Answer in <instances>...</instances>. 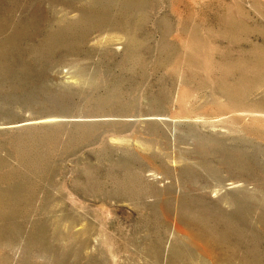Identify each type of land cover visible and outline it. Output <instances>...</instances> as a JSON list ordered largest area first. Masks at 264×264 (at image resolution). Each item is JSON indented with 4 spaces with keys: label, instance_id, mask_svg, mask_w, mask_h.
<instances>
[{
    "label": "rangeland",
    "instance_id": "374dc122",
    "mask_svg": "<svg viewBox=\"0 0 264 264\" xmlns=\"http://www.w3.org/2000/svg\"><path fill=\"white\" fill-rule=\"evenodd\" d=\"M223 2L0 0V164L17 169L16 175L10 174L14 176L10 183L13 192L21 189L17 212L0 210V264H168L171 248L184 260L198 255L209 264L207 244L221 253L219 259L225 264H264V193L253 196L237 188L221 198H206L199 189L207 178L195 179L199 169L203 172L202 165L218 161L240 159L246 169L264 164V132L248 123L256 120L255 115L208 111L207 93L218 86L203 85L194 103L169 107L172 115L209 120L215 127L201 121L194 127L182 124L175 130L173 144L154 124L127 122L144 118L140 115H146V110L131 111L132 115L116 111L121 104L135 109L138 102H147L161 89L162 80L167 85L166 100L172 99L171 67L157 62L158 57L179 50L171 43L175 38L167 33L168 25L182 20L191 36L201 23L218 27L230 0ZM111 26L132 28L126 30L133 41H118L122 47L117 50L115 40L121 35L117 29L109 31ZM238 34L235 39L216 41L197 32L193 45L199 52L215 51L214 58L219 59L224 49L235 53L248 48L251 39ZM257 37L252 38L255 43H264ZM261 90L247 95L256 98ZM44 116L58 123L8 128L10 123ZM193 129L217 135L225 146L196 140ZM116 132H125L135 146L108 143V136ZM22 145L32 153L40 151L43 158L36 164H18L10 150ZM154 157L180 162L174 174L160 163L157 177L162 181H152L146 178L150 173L146 161ZM174 225L183 234L173 231Z\"/></svg>",
    "mask_w": 264,
    "mask_h": 264
},
{
    "label": "bare ground",
    "instance_id": "6f19581e",
    "mask_svg": "<svg viewBox=\"0 0 264 264\" xmlns=\"http://www.w3.org/2000/svg\"><path fill=\"white\" fill-rule=\"evenodd\" d=\"M214 1L219 3V4L221 2L224 3L223 2L224 0H214ZM226 7L227 8L225 9L224 13L220 17V21H221L220 26H218V27H212V26L206 27L204 24L201 23L202 29L197 27L194 30L193 36H191L192 31L190 30V27L188 29L186 26V28H187V30H186L182 26V22H181L182 20L180 21L179 19H175V20H173V22H171L170 25H168V28H167L168 30H166L167 33L168 34L169 33L174 34V38H175L173 41H171V43L174 42L177 45V47L179 48V50L176 53H172V52L168 53L165 55V57H158L157 62H160V64L163 65V67L164 66H170L171 67V69L169 71L172 72V77H170V80H171L170 86H171V88H173V93H172L173 96L171 97L172 99L166 100V97H165L166 92L165 91H167L166 90L167 85L165 84V80H162L161 84L163 86L161 87V89L157 93H155L154 96H152V98H150L147 102L146 101L143 103L138 102V104H137L138 106L135 109H133V107H130V106L128 107L127 105H125L124 108H122L123 107L122 104H121V106H118L119 108H116V111H118L120 113H127V114H129V112H131V111L133 112L136 110L137 111L146 110V115H144V114L140 115V116H145L144 118L143 117H142V119L136 118L137 120H130L129 119L127 122H129V123L130 122H133V123L146 122L147 124H154L161 129L160 130L161 135L166 136L165 140L166 141L169 140L170 143L173 142V144L175 143V140H176V136H175L176 131L175 130H176V128H178L182 124L183 125L185 124L189 127H194V126H197V122L201 121L202 123H209V126L211 128H214L215 126L211 125V122H208L209 120H203V119L201 120L198 117H188V116L179 117V116L172 115L173 113L171 112L172 111L171 107L174 108V105H176L177 107H178V105H180V108H181V106H184L185 104L189 105V103H192L194 100H196L197 99L196 94L198 91L197 89L199 87H202L203 85H206V86H209V88L213 87V86H218L217 90H211L210 89V91L207 93V97H208L207 99L209 100V102H210L209 104L211 106V108L208 109V111L209 110L211 111V109H212V111L214 113H220L222 115L226 114V113H235L236 114L238 112H247L250 114H254L255 115L254 118L256 120L254 119L255 121H253V120H251L250 122L248 121V123L250 125L254 126L255 128L261 130V132H264V87H262V86H264V82H262V81H264V43L258 44L257 42L256 43L254 42L255 39H254V41L252 40L253 37L258 38L257 36L264 38V0H230V2L228 4H226ZM217 17H219V16L217 15ZM186 18H188V17H186ZM122 20H124V19H122ZM106 26L108 27V24ZM120 27L114 28V26L113 27L111 26V27L107 28V29H109V31H110V29L112 30V28L117 29V31H118L117 33H119L121 35L120 39L115 40L117 42L114 45L117 46L116 47L117 50L121 49V47H122V46H120V45H122L121 42H118V41H120V40H122L124 42H129V40L133 41L131 39L132 37L130 38L129 34L127 33L128 31L130 32L132 28L130 30H128L127 29L128 27L125 26V27H127L126 28L128 30L127 31L124 27H122V28H120ZM197 32H203L204 34H206L207 36L209 35L211 38L215 39L216 41L219 39H221L220 41H228L230 39H235L233 37H234V35L237 36L238 33H239L238 36H241V37L243 35H246L245 36L247 38V40L245 38L246 41H248L249 39H251L252 41L250 40V43H249V46L247 49L238 50L236 52L234 51L235 53H231V52L224 53L225 52V49H224L222 52L223 56L219 57V59H216V58H214V55H216L215 51L213 52V50H212V51H201V52H199V51H197L198 49L194 48L193 44L195 42L193 43V40L197 36L196 35ZM115 35H117V34H115ZM123 38H124V40H123ZM240 39L238 42H240ZM236 40H238V39H236ZM229 43H230V41H229ZM197 44H198V42H197ZM212 44H211V47H212ZM231 45H233V44H231ZM127 46H128V44H127ZM225 46L228 47L227 44H225ZM123 52H125V51H123ZM211 62H213V65L210 64ZM198 64H200V65L204 64L205 66L204 67L202 66V68L199 66L200 68H198ZM166 71L168 72V70H166ZM157 88H158V86H157ZM260 88L262 89L261 90V96L258 95L259 96V97L257 96L258 98L257 97L256 98H253V97L249 98L250 95L248 96L247 95L248 93H250L252 90H255V89L260 90ZM199 92H200V90H199ZM149 96H150V94H149ZM124 101H126V100H124ZM201 102H203V101H201ZM112 104L114 105V103H112ZM170 104H172L171 107H169ZM116 105H117V103H116ZM186 107H188V106H186ZM111 110H110V112H111ZM132 112H131V115H132ZM165 113H168L169 116ZM107 115H106V117H107ZM187 115H190V114H187ZM243 115H245V114H243ZM110 116H112V115H110ZM119 116H117V117H119ZM138 116H139V114H138ZM251 117L252 116H250V118ZM52 118L53 117L44 116V117H40V118L24 119L18 123H15V122L10 123V126L8 128L15 129V128H21V127H30V126H38V125L58 123L57 120L52 119ZM247 118H248V116L244 119H247ZM165 131H167V132H165ZM169 131H170V134H169ZM206 132H205V134H203L202 131L198 132L197 130L193 129L192 130V134H193L192 137H194L196 140L198 139L200 142L202 140H206L208 143L215 145L216 148L220 147L219 145L225 146V141H223V139L220 140V139L216 138L215 136H217V135H215V136L212 134L206 135ZM208 132H210V131H208ZM214 132L215 131H213V133ZM116 133H117V135H109L108 136V141H109L108 143L114 144L115 146H117L119 148L130 147V146L134 147L135 146L133 144L131 138H128V136H124L125 132H119V135H118V132H116ZM157 134L158 135H156V136H158V138H161V136L159 135L158 132H157ZM164 134H167V135H164ZM219 137H220V135H219ZM104 139H107V138H104ZM207 142H204V145ZM198 144H200V143H198ZM201 145H203V144H201ZM25 147L26 146L22 145V147H14V148H12V150H10V153L14 156L13 159H15L18 164L20 162L26 163L25 165H28V163H30V162L31 163L33 162L32 164H36V162L38 160H40V158H43L44 154L41 153L40 151L34 150V152H33L34 154H33L30 149H27ZM201 147H202L201 153H204V155H206L207 152H205V150H203V146H201ZM206 147H209V146L206 145ZM206 147H205V149H206ZM208 149H210V148H208ZM221 150L223 151V149H221ZM224 150H225V148H224ZM157 151H158V149H157ZM195 151H196V149H195ZM209 152H208V155H209ZM227 152L228 151H226L225 153H227ZM231 153H234V150ZM231 153H229L228 155H230ZM31 154H32V156H31ZM198 154H199V152H198ZM215 155H214V157H215ZM251 155H252V153H251ZM191 156H192V154H191ZM201 156L203 157V155H201ZM9 158H12V157H9ZM224 158H225V156H224ZM224 158H223V160H224ZM233 158H235V157H233ZM151 159H152V161H148V160L146 161V163H147L146 165L149 166V169H147L146 172L147 173L150 172L148 175L146 174V178L151 179L152 181H159L158 179L161 180L160 177L159 178L157 177L158 176L157 171H159L160 163L164 165V167L167 169V171L169 173L174 174V171L176 169L175 165H177L180 162L176 158L172 159L171 161H166L162 158H156V157L151 158ZM9 161H11V160H9ZM14 164H16V163H14ZM185 164H187V163H185ZM21 165H23V164H21ZM190 165H192V164H190ZM205 165H208V164H205ZM0 166H1L0 167L1 168V170H0V210L5 211V212L9 210V211L13 212V211H16L17 209L21 208L20 207L21 206V189L19 190L20 192H18V191L13 192L15 189L12 190V186L10 183V180H13L12 177L14 178V176H10V174L14 175V173H15V175H16L17 169L10 168L11 166L9 167L8 164H3V165L0 164ZM193 166H195V165H193ZM7 167H8V169H7ZM184 167H186V166H184ZM4 168H6L5 171H3ZM195 168H197V167H195ZM201 169L203 170V172L200 173V169H199V173H197L195 175V177H196L195 179H197V181H198V178H197L198 175H200V176L204 175V177L207 178L206 179L207 181H203V182L200 181L201 183H203V185H201V186L199 185L200 186L199 190L201 192L199 194H201V196H204L206 198L207 197L221 198V197L225 196L229 190H231V189L238 190L237 188H239L240 191H245L247 193L248 192L253 193L252 194L253 196L255 195V193H258V192L264 193V190L261 189V186L264 187V164H260V165H256V166L251 165L250 169H246L245 165L240 161V159H234L231 162L229 161L228 163L218 161L216 163H213L212 166H208V167H204L202 165ZM183 171H184V169H183ZM185 171H187V170H185ZM193 172H191V173H193ZM186 173L188 174L189 170ZM7 176L10 179H8ZM18 177H19V175H18ZM18 177H17V180H18ZM189 177H191V176H189ZM15 182H13V183H15ZM116 183L117 184L120 183V180H119V182H116ZM249 186H251V187H249ZM199 190L197 192H199ZM187 194H188V196L190 195L189 192H187ZM258 194H256V195H258ZM70 195L71 194H68L67 196H70ZM196 196H197V194H196ZM262 197H264V196H262ZM70 199L72 200V202L75 200V198H70ZM217 200H219V199H217ZM224 201H225V199H224ZM202 214H199V216ZM203 216H205V215H203ZM193 217H195V216H193ZM200 217H202V216H200ZM202 218H204V217H202ZM197 221L199 222V219ZM205 221H206V219H205ZM193 223H194V221H193ZM200 226H201V224H200ZM209 226H211V225H209ZM202 227H204V223H203ZM206 227H208V226H206ZM193 228H195V227L193 226ZM172 229H173V231H176L177 234H183L182 231L180 230V228H178L176 225H174ZM214 229L216 230V228H214ZM223 229H225V228H223ZM217 231H218V229H217ZM224 231L225 230H223V233H224ZM195 232H196V230H195ZM203 232H205V231H203ZM203 232H201V233L203 234ZM215 232L216 231H213L214 235L218 234V236H219V233L216 234ZM227 232H229V231H227ZM198 233H199V231H198ZM214 235L209 236V237H211V239L213 240ZM220 235H222V232ZM202 237H203V239L207 238V237L204 238V236H202ZM186 239H188V238H186ZM217 239H218V237H217ZM206 242L207 241L205 240V243ZM156 243H158V242L156 241ZM211 243L213 244V242H211ZM216 243L218 244V241ZM225 243L226 242H224V244ZM204 244L202 243V245H204ZM159 245L162 247L163 242H160ZM208 245L209 244L206 245L207 246L206 248H208L207 249L208 252L205 253V257H207V261L209 260V264H222L223 263L222 259L221 260L219 259V256L221 253L214 250L213 248H215V247H213L212 245H210V246H212L213 248L212 247L209 248ZM214 245H216V244H214ZM160 246H157V247L160 248ZM218 247H220V246H218ZM201 249H202V247H201ZM226 250H224V251H226ZM176 252L177 251H175L174 248H171L169 258H168V264H203V263L206 264V262H204L201 259V257L198 255L195 258L193 257L192 259L191 258H189L188 260L186 259L187 260L186 261V260H184L183 257H181ZM198 253L196 252V254H198ZM202 254H201V256H202ZM224 254H226V253H224ZM229 254H230V252H229ZM203 257H204V255H203ZM225 260H227V259H225ZM225 263H223V264H225Z\"/></svg>",
    "mask_w": 264,
    "mask_h": 264
}]
</instances>
